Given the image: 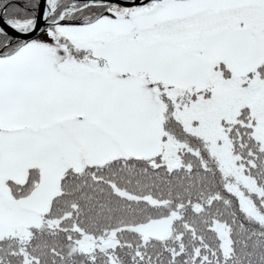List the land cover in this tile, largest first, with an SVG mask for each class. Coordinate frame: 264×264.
I'll use <instances>...</instances> for the list:
<instances>
[{
    "label": "snow or ice",
    "instance_id": "6c2138e0",
    "mask_svg": "<svg viewBox=\"0 0 264 264\" xmlns=\"http://www.w3.org/2000/svg\"><path fill=\"white\" fill-rule=\"evenodd\" d=\"M0 264H264V0H0Z\"/></svg>",
    "mask_w": 264,
    "mask_h": 264
}]
</instances>
